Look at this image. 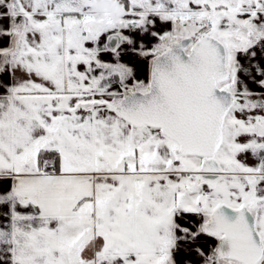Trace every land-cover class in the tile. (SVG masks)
<instances>
[{
	"label": "snow or ice",
	"instance_id": "1",
	"mask_svg": "<svg viewBox=\"0 0 264 264\" xmlns=\"http://www.w3.org/2000/svg\"><path fill=\"white\" fill-rule=\"evenodd\" d=\"M0 264H264V0H0Z\"/></svg>",
	"mask_w": 264,
	"mask_h": 264
}]
</instances>
